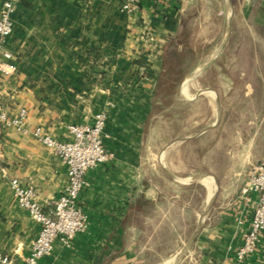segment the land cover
I'll list each match as a JSON object with an SVG mask.
<instances>
[{"label":"crops","instance_id":"0c3cea01","mask_svg":"<svg viewBox=\"0 0 264 264\" xmlns=\"http://www.w3.org/2000/svg\"><path fill=\"white\" fill-rule=\"evenodd\" d=\"M239 15L264 27V0H140L133 13L122 10V0H18L7 39L16 73L0 74V100L13 115L25 108L30 128L43 126L61 139L69 137V124L92 123L106 110L103 141L111 154L108 162L87 172L79 194L88 228L69 246L56 241L53 252L38 264H264V232L253 254L243 260L235 254L250 225L254 195L247 198L238 185L221 184L219 178L232 177L236 164L222 174L216 160L207 162V152L215 150L210 145L217 142H207L206 136L217 122L198 126L192 136L166 138L153 158L150 150L153 162L147 166L152 140L146 137V126L163 96L161 82L171 75L172 65L185 66V53L202 48L185 38L192 18ZM226 43L215 55L194 60L193 67H181L173 79L179 81L176 89L182 98L221 96L218 89L192 91L190 86L218 63ZM188 141H197V179L207 199L196 212L193 231L182 234L177 249L163 251L159 237L142 229L147 211H157L165 199L154 172L193 182L189 175L170 170L175 145ZM254 160L259 158L252 148L246 150L240 173ZM13 178L33 185L49 210L67 183V168L33 135L0 127V254L12 258L10 264H21L40 223L15 198Z\"/></svg>","mask_w":264,"mask_h":264},{"label":"rangeland","instance_id":"374dc122","mask_svg":"<svg viewBox=\"0 0 264 264\" xmlns=\"http://www.w3.org/2000/svg\"><path fill=\"white\" fill-rule=\"evenodd\" d=\"M192 19L185 38L193 46L201 45L202 48L186 53L185 61L190 68L194 60L215 55L221 44L227 43L218 63L209 68L199 83L196 79L191 82V90L205 86L218 89L221 96L216 100L212 93L200 98L192 94L182 98L176 89L179 82H166V86L167 83L172 85L171 89L167 90V95L163 90L164 98H158L159 105L146 126V137L152 140L147 147V166L153 162L149 158L150 150L153 158L162 146L160 142L166 138L173 136L176 141L183 136H192L197 134L199 127L217 122L206 136L207 142H217L210 145L215 150L207 152V162L216 160L215 168L222 174L236 164L237 170L232 177L222 176L219 180L222 185H238L241 191L251 165L256 163L255 160L249 163L244 173H240L245 151L249 153L252 148L255 158L264 160V27L240 15L200 21ZM186 63L181 67L186 68ZM199 158L197 141L175 145L170 157V170L177 175H189L193 182L183 180L180 183L167 176L165 171L154 172V180L164 191L165 199L157 211H147L142 229L147 235L159 237L157 244L163 251L177 249L182 234L193 231L196 212L203 210L208 193L197 179L201 167Z\"/></svg>","mask_w":264,"mask_h":264},{"label":"built area","instance_id":"2783aa9c","mask_svg":"<svg viewBox=\"0 0 264 264\" xmlns=\"http://www.w3.org/2000/svg\"><path fill=\"white\" fill-rule=\"evenodd\" d=\"M18 0H4L0 11V74L11 76L16 73L13 53L7 47V39L13 32ZM140 7V0H122V10L133 13ZM27 110L21 108L17 115L11 114L0 100V127H14L19 132L31 134L52 148L67 168V183L60 194L50 201L49 210H44L37 189L18 178L11 180L13 193L19 204L25 207L40 223V230L32 240L31 250L21 264H38L49 256L56 241L69 246L73 238L88 228V217L78 203L80 192L85 187L87 172L106 163L111 154L103 141L107 111H100L92 123L69 124L68 138H57L43 126L30 128L26 124ZM241 194L247 198L254 195V210L249 228L235 254L243 260L253 254L261 242L264 232V160L251 165L247 178L241 187ZM12 258L0 254V264L12 263Z\"/></svg>","mask_w":264,"mask_h":264},{"label":"trees","instance_id":"16d2710c","mask_svg":"<svg viewBox=\"0 0 264 264\" xmlns=\"http://www.w3.org/2000/svg\"><path fill=\"white\" fill-rule=\"evenodd\" d=\"M191 52V51H190ZM186 54V53H185ZM177 59V58H176ZM179 72H181V66H180V64H177L176 63V65H172V70H171V75H168V76H166L167 78H165V79H163V81L161 82V86H160V88H161V93L163 94V96H164V91L163 90H165V94H167L168 93V89L170 88L171 89V86L172 85H170L169 83L170 82H174V81H176L175 79H173L174 77H176L177 75H178V73ZM166 82H169V83H167V86H166ZM179 82V81H178ZM161 98H164V97H161Z\"/></svg>","mask_w":264,"mask_h":264}]
</instances>
